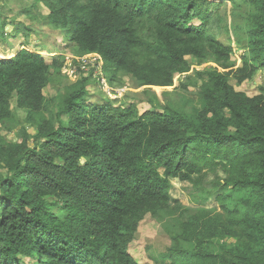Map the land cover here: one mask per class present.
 <instances>
[{
    "label": "trees",
    "instance_id": "trees-1",
    "mask_svg": "<svg viewBox=\"0 0 264 264\" xmlns=\"http://www.w3.org/2000/svg\"><path fill=\"white\" fill-rule=\"evenodd\" d=\"M229 2L253 9L245 49L213 29ZM33 3L24 14L60 31L63 45L33 49L30 27L0 17V40L26 36L0 58V264H139L130 245L146 218L170 238L148 250L152 264H264V0ZM64 53L95 57L108 85L128 76L153 108L106 93L90 103L95 70L71 79ZM190 57L210 66L192 70ZM259 72L255 95L231 83ZM50 84L61 86L55 96ZM190 86L193 105L160 98ZM173 179L191 184L195 207L173 197Z\"/></svg>",
    "mask_w": 264,
    "mask_h": 264
},
{
    "label": "rangeland",
    "instance_id": "rangeland-1",
    "mask_svg": "<svg viewBox=\"0 0 264 264\" xmlns=\"http://www.w3.org/2000/svg\"><path fill=\"white\" fill-rule=\"evenodd\" d=\"M33 0H0V17L1 18H12L14 22L22 23L31 28L30 40L32 42L31 48L42 47L43 50L48 52H56L60 51V46L63 45V35L60 31L50 29L43 22L42 18L39 19H31L28 15H25L24 12L33 6ZM253 9L250 6H247L245 3L239 4V7L234 9L232 4L227 3L224 8L220 9L217 14L213 13V29L216 33H221L219 36L220 39L227 42H232L235 48L240 47L241 49H245L247 29L246 21L247 15ZM34 14H46L48 11L45 8H34ZM13 25H9L7 31L11 32L13 29ZM243 38V41L240 40ZM26 40L25 34H21L16 37L7 36L3 40H0V58H9L12 54L20 47L23 41ZM43 52V51H42ZM48 52H44L46 60L48 62L51 61V55ZM237 53L233 56V61L236 62L237 65H241L242 61L240 58L241 50H237ZM66 56V53H64ZM71 55L72 54H67ZM190 62L192 63L193 69H206L210 66V61H205L202 65H197L196 60L190 57ZM65 69V68H64ZM64 73V72H63ZM86 75H90L87 73ZM98 78V77H97ZM93 76V79L96 81L92 82L88 89L92 93L93 97L90 99V103H95L97 98H101L105 95L110 99L116 100V104H119V101L125 98L129 103H136L139 105L141 113H143L147 109H152V105L150 101L153 100V96L150 94H144L141 92V89L136 88L135 82L129 78L128 76L121 75L120 80L114 82L113 84L108 85L107 89L103 88L105 84L102 80H98ZM73 80L75 78H72ZM182 78L179 75L175 77V83L179 86L181 84ZM263 82V76L259 72L258 75L253 80L245 81L241 85H235L236 81L231 80V83L235 86L236 90L244 91L248 95L252 96L259 93L258 86ZM103 83V85H102ZM180 87V86H179ZM61 88V86H60ZM58 85L50 84L46 89L47 95L55 96L60 89ZM106 92H104V90ZM188 91H185L181 88L170 91L166 97H160L161 100H170L175 103V105L180 106L187 99L191 100L192 105L197 102L196 95L197 89L194 86H190ZM104 93H106L104 95ZM154 103V102H153ZM155 104V103H154ZM13 109H15L18 119L21 121L23 125L29 126L26 120V110L19 108L17 106V102L15 99L12 100ZM32 128H29V131L32 132ZM2 130V134H7ZM9 137H14V132H10L7 134ZM2 171V170H0ZM173 188L172 195L174 198L179 199L184 205L195 207V200L193 196L190 194L192 190V186L189 182H183L178 179H173ZM213 203V202H211ZM57 210V209H55ZM147 217V216H146ZM170 244V238L165 228L163 227V223H159L158 221L146 218L144 219L139 227L138 235L135 241H133L130 245V252L135 257L136 261L139 264H152L148 256V250L153 249H164L166 245Z\"/></svg>",
    "mask_w": 264,
    "mask_h": 264
},
{
    "label": "built area",
    "instance_id": "built-area-1",
    "mask_svg": "<svg viewBox=\"0 0 264 264\" xmlns=\"http://www.w3.org/2000/svg\"><path fill=\"white\" fill-rule=\"evenodd\" d=\"M79 62L77 63L76 60L73 59L71 55L65 56L64 66L62 68V71L67 74L71 79L78 76V74L82 71L86 73H90V69H94L95 72L93 73V76H98V80H102L105 84L103 85L104 89H107L108 82L105 77V74L102 72L101 65L92 63L96 58H90L89 55L85 54L78 58ZM65 68V69H64ZM74 79V80H75Z\"/></svg>",
    "mask_w": 264,
    "mask_h": 264
}]
</instances>
